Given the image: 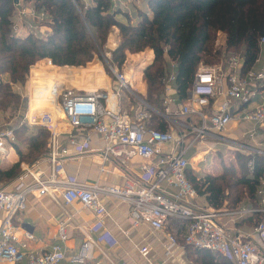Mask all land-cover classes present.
Wrapping results in <instances>:
<instances>
[{"label": "built area", "instance_id": "1", "mask_svg": "<svg viewBox=\"0 0 264 264\" xmlns=\"http://www.w3.org/2000/svg\"><path fill=\"white\" fill-rule=\"evenodd\" d=\"M112 3L113 7L120 8L126 0H112ZM19 6L21 7V1ZM28 16L36 18L34 12L21 8L19 23L15 28L17 34L21 33L18 30L19 24L23 25ZM261 45H264V39ZM48 66L53 67L50 60ZM114 75L121 88L129 89L131 80L117 70ZM174 82V74L165 81L163 111L158 115L166 123L174 125L177 117L190 120L189 124H176L179 131L161 132L148 128L146 122L150 119V111L155 112L148 105L130 115L122 112L116 103L110 105L108 94L98 91L85 94L71 90H61L55 109L65 115L73 132L78 135L88 132V137L83 142L74 138L78 136H73L68 147L62 146L56 132L59 127L51 113L29 115L16 125H0L2 160L15 151L16 127L42 126L51 133L47 154L51 166L50 174L44 177L35 176L29 166L22 165V174L17 180L24 182L32 178L31 184L19 192H10L6 187L0 186L1 260L10 264L23 261L27 264H86L92 261L98 248L97 241L91 237L93 232L105 231L99 242L104 241L110 246L118 243L106 231L103 222L104 218H109L105 200L116 199L128 205L133 227L147 225L154 233L166 235L167 257H171L174 249L179 247L176 234L168 233V226L170 223L180 222L186 228L184 245L218 254L233 264H264V250L250 240L232 235L221 221L222 212L197 207L195 202L199 197L188 178L190 162L187 158V154L196 145L206 144L210 140L215 143L226 141L223 133L233 121L264 127V98L255 108L240 110L251 105L264 90V71H252L242 76L241 64L236 59L231 60L225 68L201 65L188 98L180 105H177V99L173 97ZM59 97H63L60 105ZM92 135L101 137L104 143L103 161H115L127 168L136 158L148 163L140 165V173L128 177L120 187L103 185L98 181L83 183L76 177L65 174V164L72 157L71 148H78L79 154L85 153ZM165 187L172 189L174 193H170ZM30 195L40 198L57 196L56 200H61L66 206L78 203L95 214L98 223L90 229L77 254L69 256L67 253L69 234L65 225L60 226L55 243L49 250L35 251L30 248L35 237L29 233L21 235L17 225L18 215L26 210ZM259 195L264 204L263 188ZM254 213H261L264 220V208L243 210L234 214L243 216ZM254 233L264 247V221L255 227ZM149 252L148 246L139 249V254L144 259H147Z\"/></svg>", "mask_w": 264, "mask_h": 264}, {"label": "trees", "instance_id": "2", "mask_svg": "<svg viewBox=\"0 0 264 264\" xmlns=\"http://www.w3.org/2000/svg\"><path fill=\"white\" fill-rule=\"evenodd\" d=\"M26 5L33 8V22L46 30V36L35 34L32 22L29 25L26 21L29 19L22 25L29 33L19 36L15 32L20 9ZM147 6L150 13L135 4L140 16L134 20L123 9H113L112 0H93V5H86L84 0H22L21 7L13 0H0V112L19 110L23 97L11 84L23 88L38 62L50 60L58 68H83L102 50L113 27H118L122 39L112 54L117 72L123 68L127 53H153V61L143 72L146 93L142 99L159 112L163 111L165 81L172 74L177 100L182 103L201 65L216 66L238 55L242 76L255 71L264 47V0H147ZM118 15L125 16L129 23L118 21ZM219 34L225 35V49L216 46ZM96 68L103 76L98 62ZM80 70L65 71L69 78L66 83L84 84L86 79L80 77ZM3 75L9 76L8 83L1 80ZM146 125L168 131L166 122L155 112L150 111ZM14 133L19 160L9 165L0 162V182L17 180L22 165L32 166L49 152L51 133L44 127L21 126ZM241 168L242 175L230 165L219 176L203 177L189 169L188 178L208 209L234 212L249 201L257 210L264 158L250 157ZM261 221L262 216L254 213L246 223L250 226L254 222L256 226ZM174 223L171 231L185 225ZM187 247L197 255L198 264H233L218 254Z\"/></svg>", "mask_w": 264, "mask_h": 264}, {"label": "crops", "instance_id": "3", "mask_svg": "<svg viewBox=\"0 0 264 264\" xmlns=\"http://www.w3.org/2000/svg\"><path fill=\"white\" fill-rule=\"evenodd\" d=\"M34 25V27L38 28L35 23ZM149 53L151 59L149 62L151 63L154 59V55L152 52ZM131 82L132 84L129 89L121 88L119 83L118 85L113 87L108 82L107 87H104L103 89H83L78 93L81 92L86 94L94 93L97 91L99 92V90H105V88H109V86H111L112 90L110 92H107L108 90L106 89V94H108L111 102L110 105L116 103L120 110L124 112L123 98L131 95L137 98L138 101H140V103L142 104L139 108V111H141L145 109V105H147L142 98H139V96L144 95V92L146 91L145 85L144 83H141V89H136L134 83L135 81ZM22 92H20L19 94L23 95ZM29 94L30 99H28V109L30 114H28V116L51 113L54 115L55 119L57 117L56 122L59 128L56 130V132L58 140L62 146L68 147L69 142L73 136H78L74 138L78 139L77 141L81 142H83L88 137V132H83L79 135L78 133L73 132L68 124V121V126H64L61 119L58 118L61 115H58L56 113L58 109H53L52 106H48L42 111H37L33 114L32 93L30 92ZM173 97L177 99L176 89L174 86ZM263 98L264 90L261 91L259 96H257L253 100V103L251 105L240 108V110L245 111L255 108ZM177 105H180L178 100ZM149 109L153 110V108L151 107ZM235 112H237V109L235 110ZM175 122L177 125L182 126L185 124H189L190 120H187L183 117H177ZM176 124L174 125L171 123H166L167 130L179 131L180 129L176 126ZM0 125L7 126L9 124ZM251 135L253 137H251ZM223 136H227L228 139L235 141H240L242 138H247L255 143H259V146L261 148H264V127L254 126L247 122L233 121V123H231V125L223 133ZM213 144H215V141L210 140L207 145L199 144L196 145L192 150H190V152L187 154V158L190 162V169L193 166L195 170H198L193 164V160L195 159V157L197 158V156L201 155L202 160L199 162V164L202 165V161H206L205 156L207 154L216 153L211 150L210 146H213ZM204 146H207L208 148L204 150L201 149ZM79 152L80 151L78 148H71L72 157L66 162L64 171L65 174L74 176L83 183L98 181L103 185L120 187L125 184L128 177L137 176V174L140 173V165L148 163V161H143L136 158L131 161L130 166L127 168L125 166L119 165L115 161H103L102 157L104 152V143L101 137L96 135H92L91 141L86 146L85 153L79 154ZM5 159L11 160L10 162H7L8 165L16 163L19 160L16 150L12 151L9 157ZM5 159L0 160V162L4 163ZM25 166L28 167V165ZM28 168L35 176H48L51 171V166L47 159V155ZM102 169H104L103 172ZM205 175H200L199 177H203ZM216 175H221V172ZM31 183L32 178H29L24 182L15 180L11 183L10 186L6 188L10 192H19ZM165 189L170 193H174V191L172 189H169L168 187H165ZM55 197L56 198L47 196L40 198L37 195H30L28 197L26 210L18 215L17 225L20 228V234L22 235L25 233H29L35 237V240L30 243V248L32 250L47 251L50 249L53 243H55V239L58 235L60 226L65 225L69 234V240L66 244L67 253L69 256L75 255L79 252L80 247L85 242L86 235L89 233L90 229L96 227L98 220L92 211L84 209L80 204L74 203L73 205L66 206L61 203V200H56L57 196ZM104 203L109 215V218H104L103 220L105 225L104 227L106 231H108L118 243L115 246H110L104 241L99 242V238L105 231L93 232L91 234V237L95 239V241H97L98 248H96L94 252L93 260L87 262L86 264H146L147 262H151L153 264H198L196 262L197 255L194 253V251L183 244L184 234L186 230L185 225L180 227V229L177 231H171L169 229L171 228L170 225L174 222L170 223V225L168 226V233L171 231L170 233L176 234L179 247L174 249L173 255L171 257H167L165 253L166 245L168 244L166 235L154 233L152 229L147 225L141 227H133L130 220V209L125 203L116 199H106ZM195 204L199 209H207V204L202 197L198 198ZM252 208L254 207L251 206V203L249 201H245L241 205V207L234 212H222L221 221L226 225L227 229L232 233V235H235L234 232H239L241 237L254 242L257 246L264 250V247H262L259 243L257 235L255 233L253 234L254 229L257 225L255 226L254 222L250 226L248 225V222L246 223V220H248V218L252 214L243 216L234 214L243 210H253ZM261 208H264V204H262V202L259 204L257 210H260ZM258 214L262 216V221H264L263 215L261 213ZM144 246H148L150 250L147 259H144L139 254V249ZM0 264L10 263L0 259ZM18 264H27V262L23 261Z\"/></svg>", "mask_w": 264, "mask_h": 264}, {"label": "rangeland", "instance_id": "4", "mask_svg": "<svg viewBox=\"0 0 264 264\" xmlns=\"http://www.w3.org/2000/svg\"><path fill=\"white\" fill-rule=\"evenodd\" d=\"M22 2V0H21ZM84 3L86 5H93V0H84ZM135 4L141 10L146 11L150 13V10L147 6V0H126V3L121 6L120 8L123 9V11L128 12L129 16H131L134 20H137L138 17L140 16L139 13L137 12V9L135 10ZM26 9L30 12H33V8L30 5H26ZM115 9V7H113ZM112 9V10H113ZM29 17V16H28ZM45 18V17H44ZM29 20L26 21H31L33 23L32 28L34 29L33 31L35 34L38 35H47V32L45 29L40 28L39 24H36L38 28L34 27V18L29 17L27 18ZM41 19V18H40ZM116 19L122 23L128 24L129 20L123 16V15H118ZM19 23V22H17ZM30 23V22H29ZM29 26V25H28ZM18 30H21V33L18 34L19 36L24 35L25 33H29V31L24 28L22 25L19 24ZM26 29V30H25ZM44 35V36H46ZM122 43V39L120 36V30L118 27H113L108 35L107 41L98 53V55L95 56L92 62L88 63L85 67L83 68H73V67H65V68H58V67H50L48 66V61L43 60L44 62L40 61L38 62L33 68H31L28 80L26 82V85L22 88L19 85H15L16 87L14 90L17 93L22 92V99H23V104L20 106L18 111H11V112H0V124H19V122L24 119L25 117L30 114L29 109H28V99H30V92L32 93V113H36L37 111H42L44 108L48 106H52L53 109L57 107V98L59 93L62 91H73L78 93L79 91L83 89H91L93 86L95 89H100L107 87L108 82L111 86H116L118 85V81L116 77L114 76V73L116 72V68L114 67L113 62V52L116 51L119 46ZM217 47L221 49H225V35L224 34H219L218 35V40H217ZM224 51V50H223ZM231 59H236L240 63V56H232L230 60L221 62L220 64L216 65L218 67L225 68L230 62ZM150 53L149 51H145L143 53L139 54H132V53H127V59L126 62L121 70H119L120 74L125 75L129 80L135 81V88L136 89H141L140 84L144 83L145 88H146V83L144 81L143 73L144 68L147 67L150 64ZM96 62H98L103 71L104 74L103 76H99V73L96 68ZM33 69V70H32ZM73 69H81L80 71V77L82 79H86L84 81V84L81 86L79 84L76 85H71V83L67 84L66 81L67 75L65 71L73 70ZM264 71V47L261 51V55L259 57V63L256 65V69L254 72L260 73ZM1 80L5 83H8L9 81V76L8 75H3ZM137 81V82H136ZM30 84H31V91H30ZM109 86V88H105V90H99V93L106 94V89L108 90L107 92H110L112 90V87ZM13 87V88H14ZM19 89V91L17 90ZM136 91V90H134ZM146 91L144 92V95H140L139 98H142L145 96ZM27 94V96H26ZM128 95V94H127ZM163 99V98H162ZM63 97H59L58 99V104H62ZM142 104L140 101H138L137 98L128 95L126 98H123V111L127 114L134 115L137 113L140 109V106ZM160 106V105H159ZM155 112L160 113L157 110H154ZM58 115L60 114L61 116L58 117L61 119L62 123L64 126H68L67 120L64 117V115L61 113V111L56 112ZM57 119V117H56ZM35 127H42V126H35ZM33 127V128H35ZM227 137V136H226ZM208 143H206L207 145ZM251 145V146H250ZM211 149L216 152V153H209L205 156L206 161H202V165L199 164V162L202 160L201 155L195 157L193 160V164L196 169L192 166L191 168V173H194L197 176L200 175H215L221 172L223 173V170L226 166H234V169L237 174L242 175L243 173V168L241 166L243 163H247L248 158L250 157H262L264 158V148H261L259 146V143H255L251 141L250 139L247 138H242L240 141H235L228 139L226 141H222L219 143L213 144V146H210ZM255 147V148H252ZM207 146H204L201 149H207ZM257 148V149H256ZM260 149V150H258ZM211 154V155H210ZM0 160H2L0 158ZM10 159H5L4 164L8 165L7 162H10ZM248 166L251 167V163L248 164ZM14 182V181H13ZM12 182H0L1 187H8L11 185ZM264 189V180L262 187ZM211 210V209H209ZM214 211V210H211ZM176 223L171 224L170 226L173 227L175 226ZM170 229V228H169ZM168 229V230H169ZM235 236H240L239 232H234ZM254 234V232H253ZM247 240V239H244Z\"/></svg>", "mask_w": 264, "mask_h": 264}, {"label": "water", "instance_id": "5", "mask_svg": "<svg viewBox=\"0 0 264 264\" xmlns=\"http://www.w3.org/2000/svg\"><path fill=\"white\" fill-rule=\"evenodd\" d=\"M13 1H14V3H15L16 5H19L21 0H13Z\"/></svg>", "mask_w": 264, "mask_h": 264}, {"label": "bare ground", "instance_id": "6", "mask_svg": "<svg viewBox=\"0 0 264 264\" xmlns=\"http://www.w3.org/2000/svg\"><path fill=\"white\" fill-rule=\"evenodd\" d=\"M91 89L95 90V87L93 86Z\"/></svg>", "mask_w": 264, "mask_h": 264}]
</instances>
